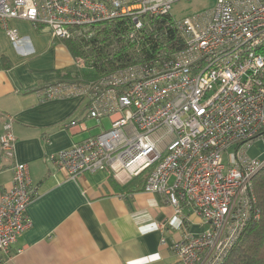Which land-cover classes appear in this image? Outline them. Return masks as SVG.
Here are the masks:
<instances>
[{
	"label": "built area",
	"instance_id": "1",
	"mask_svg": "<svg viewBox=\"0 0 264 264\" xmlns=\"http://www.w3.org/2000/svg\"><path fill=\"white\" fill-rule=\"evenodd\" d=\"M176 1L0 0V21L12 42L18 35L9 19L45 26L60 41L120 22L119 38L135 57L88 82L57 81L39 91L46 100L85 96L88 117L110 120L58 151L53 164L69 178L104 170L121 181L119 173H144L143 191L161 193L176 213L192 209L206 224L172 244L176 264H221L247 223L260 218L252 181L264 167V148L261 157L248 150L264 144V0H215L179 19L170 14ZM162 18L179 43L160 55L152 41L154 21ZM73 66L85 69L86 62L76 57ZM14 142L6 114L0 157L12 160V180L0 196L4 255L31 227L33 192Z\"/></svg>",
	"mask_w": 264,
	"mask_h": 264
},
{
	"label": "crops",
	"instance_id": "2",
	"mask_svg": "<svg viewBox=\"0 0 264 264\" xmlns=\"http://www.w3.org/2000/svg\"><path fill=\"white\" fill-rule=\"evenodd\" d=\"M6 25L18 38L10 41L0 21V130L11 115L14 158L27 165L33 197L26 209L31 227L0 254V264H176L172 244L200 234L205 222L186 206L176 213L161 193L143 191L139 175L119 173V181L101 170L69 178L57 169L58 151L110 120L88 117L85 96L42 99L39 91L62 81L73 57L45 26L20 19ZM11 166L0 157V196L11 186Z\"/></svg>",
	"mask_w": 264,
	"mask_h": 264
},
{
	"label": "trees",
	"instance_id": "3",
	"mask_svg": "<svg viewBox=\"0 0 264 264\" xmlns=\"http://www.w3.org/2000/svg\"><path fill=\"white\" fill-rule=\"evenodd\" d=\"M163 19L154 21V50L162 55L170 47L179 43V38L171 29L163 28ZM120 22L101 23L89 29L90 35L81 34L63 41L73 58L82 57L85 69L66 72L62 81L88 82L129 62L133 54L119 38ZM175 40V41H173ZM145 180V174L139 175ZM253 191L260 218L247 223L221 264H264V167L253 178Z\"/></svg>",
	"mask_w": 264,
	"mask_h": 264
},
{
	"label": "rangeland",
	"instance_id": "4",
	"mask_svg": "<svg viewBox=\"0 0 264 264\" xmlns=\"http://www.w3.org/2000/svg\"><path fill=\"white\" fill-rule=\"evenodd\" d=\"M215 4V0H180L176 1L171 5L170 14L175 19L183 18L184 16H189L197 14L201 11L211 9ZM106 126L109 125L107 120L105 121ZM248 154L252 157H261V150L264 148L262 141L258 140L255 144L250 147ZM233 151V148L230 149ZM255 155V156H254Z\"/></svg>",
	"mask_w": 264,
	"mask_h": 264
}]
</instances>
